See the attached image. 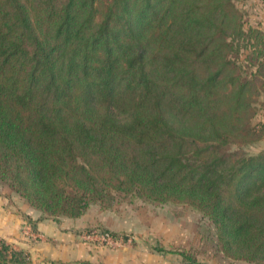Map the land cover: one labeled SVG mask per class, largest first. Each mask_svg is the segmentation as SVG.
Instances as JSON below:
<instances>
[{"label":"trees","instance_id":"obj_1","mask_svg":"<svg viewBox=\"0 0 264 264\" xmlns=\"http://www.w3.org/2000/svg\"><path fill=\"white\" fill-rule=\"evenodd\" d=\"M263 48L236 0H0V182L51 216L189 203L224 256L264 261V148H229L261 138ZM0 264L33 260L0 237Z\"/></svg>","mask_w":264,"mask_h":264},{"label":"rangeland","instance_id":"obj_2","mask_svg":"<svg viewBox=\"0 0 264 264\" xmlns=\"http://www.w3.org/2000/svg\"><path fill=\"white\" fill-rule=\"evenodd\" d=\"M236 4L247 29L254 26L264 30V0H236ZM241 44L240 59L247 64L246 54L249 55L252 48L245 45L244 40ZM253 65L249 64L245 69H255ZM263 81V78L258 80L257 101L251 117L256 126L264 122ZM258 134L261 138L254 142L240 147L233 144L229 148L256 153L264 148V129ZM115 196L113 204L106 206L93 202L77 217L51 216L31 206L20 194L0 182V204L7 206L6 211L25 218L21 229L27 230L25 226L33 229V224L44 217L61 225L62 233L70 238V242L67 237L62 238L60 255H71L72 244L77 253L74 261L64 264H190L180 253L182 250H189L199 261L211 264H264V261L224 256L216 249L215 225L189 203L154 201L126 192H116ZM29 209L36 210L37 218L27 214ZM3 211L0 208V219ZM3 239L20 247L12 238ZM162 247L163 250L158 249ZM85 261L89 263H83Z\"/></svg>","mask_w":264,"mask_h":264},{"label":"crops","instance_id":"obj_3","mask_svg":"<svg viewBox=\"0 0 264 264\" xmlns=\"http://www.w3.org/2000/svg\"><path fill=\"white\" fill-rule=\"evenodd\" d=\"M0 208L5 210L0 219V236L7 239L12 238L20 247L30 251L33 264H64L63 262L74 261L77 258L74 244L70 247L69 254L71 255L67 257L60 255L62 238L67 237L68 242L70 238L62 233L61 225L57 221L44 217L33 224V229L28 226H25L27 230L21 229V222H25V218L23 219L12 211H6L7 206L3 204H0ZM35 211V209H29L27 214L37 218ZM37 236L43 237L38 238Z\"/></svg>","mask_w":264,"mask_h":264}]
</instances>
